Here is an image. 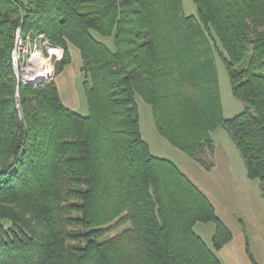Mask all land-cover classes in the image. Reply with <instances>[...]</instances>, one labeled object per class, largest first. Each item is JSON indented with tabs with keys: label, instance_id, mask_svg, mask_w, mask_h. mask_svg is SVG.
<instances>
[{
	"label": "trees",
	"instance_id": "obj_1",
	"mask_svg": "<svg viewBox=\"0 0 264 264\" xmlns=\"http://www.w3.org/2000/svg\"><path fill=\"white\" fill-rule=\"evenodd\" d=\"M194 2L189 15L183 0H0V264H224L231 230L173 160L152 153L136 95L161 135L207 169L212 132L225 128L264 199V0ZM18 28L63 47L56 75L79 48L87 114L55 78L20 81ZM217 57L245 104L232 117ZM198 222L215 224L212 245Z\"/></svg>",
	"mask_w": 264,
	"mask_h": 264
},
{
	"label": "crops",
	"instance_id": "obj_2",
	"mask_svg": "<svg viewBox=\"0 0 264 264\" xmlns=\"http://www.w3.org/2000/svg\"><path fill=\"white\" fill-rule=\"evenodd\" d=\"M219 130L212 132L215 150L211 169L192 157H181L182 162L175 163L207 195L219 218L232 232V239L217 251L221 261L224 264H254L249 248L256 262L264 264V199L260 180L248 176L245 161L229 133V137H225L224 133H218ZM201 223L194 228L201 227L202 230L196 232L203 237V226L207 228L208 223ZM215 229L214 224L208 232L212 244Z\"/></svg>",
	"mask_w": 264,
	"mask_h": 264
},
{
	"label": "rangeland",
	"instance_id": "obj_3",
	"mask_svg": "<svg viewBox=\"0 0 264 264\" xmlns=\"http://www.w3.org/2000/svg\"><path fill=\"white\" fill-rule=\"evenodd\" d=\"M184 2V9L187 14H197V5L194 2V0H183ZM16 35L14 39V45L11 52L14 51L15 46H17L16 41ZM44 35V34H43ZM34 36V35H33ZM26 37V36H24ZM37 40L35 38H32L30 41V45L34 49L33 52H35L33 55L29 54V59L32 57L34 58L35 55L41 56L45 59L46 63L48 62L49 65V73L47 74V77L44 78L45 80H50L55 78L57 85L59 87L60 94L62 96L63 101L70 106L71 108L77 110L78 112L82 114H87L89 112V105L87 102V97L84 89V74L81 72V65H82V59H81V52L79 48H77L75 45H71L72 48V57L73 60L69 66L65 69L64 72H61L60 74H55V62L60 59L63 56L64 49L62 47V53L59 54L58 52H52L53 51V44L51 43L46 36L40 37L37 36ZM105 39V38H104ZM106 40L112 44L111 39ZM26 41V39H25ZM35 42H37V46H35ZM59 46V45H56ZM61 47V46H60ZM38 50V52H36ZM32 55V56H31ZM31 65V62H27L25 64ZM20 65H23V63H20ZM217 65H218V71H219V77H220V85H221V94H222V102H223V108H224V115L226 117H232L236 115L237 113L241 112L245 104L243 101L235 97L232 93V86L230 81V76L227 71L226 63L221 57H217ZM52 66H53V74H52ZM22 79V78H21ZM20 81L23 82V79ZM41 80L38 79L36 82H39ZM34 82V83H36ZM25 83V82H24ZM136 103L139 110L140 115V123H141V131L142 135L145 140H147L150 144L151 151L154 155L173 159L174 162L177 164H180L182 162V158L190 159V155H188L183 150L179 149L178 147L172 145L164 136L161 135V133L158 131L152 106L145 102L141 96L136 95ZM224 133L225 137H229L227 134L228 131L225 128H220L218 133ZM218 137V135H217ZM213 138V137H212ZM221 138V137H219ZM231 141V140H230ZM240 152V151H239ZM214 154V152H213ZM193 158V157H192ZM195 159V158H194ZM197 160V159H195ZM198 161V160H197ZM199 162V161H198ZM201 165L204 166L201 162H199ZM205 167V166H204ZM206 168V167H205ZM207 169V168H206ZM8 224V223H7ZM205 225L206 223H201L200 225ZM130 225L129 222L122 224L110 231H108L105 234V237L113 236L119 232H121L124 228H127ZM202 233L204 234V239L208 242L209 245H212V241L209 237V229L214 227V223H208L207 228L206 226H203ZM201 227L197 226V229L195 231H201ZM209 232V233H208Z\"/></svg>",
	"mask_w": 264,
	"mask_h": 264
},
{
	"label": "built area",
	"instance_id": "obj_4",
	"mask_svg": "<svg viewBox=\"0 0 264 264\" xmlns=\"http://www.w3.org/2000/svg\"><path fill=\"white\" fill-rule=\"evenodd\" d=\"M17 35H16V41H17V46H15L14 51L12 53V61L14 64V68H15V72L16 75L19 79H23V82L27 83V82H31L27 79H25L24 77V68L29 66V64H25L26 61L27 62H31V59H29V54H34L35 52H33V48L30 45V41H32V38H35L37 40V36H33L31 34L26 35V37L23 36V34L21 33V29L18 28L16 31ZM40 37H44V35H40ZM26 39V41H25ZM35 46H37V42H35ZM38 52V50L36 51ZM31 55V56H32ZM20 63H23V65H20ZM32 63V62H31ZM21 79V80H22Z\"/></svg>",
	"mask_w": 264,
	"mask_h": 264
},
{
	"label": "bare ground",
	"instance_id": "obj_5",
	"mask_svg": "<svg viewBox=\"0 0 264 264\" xmlns=\"http://www.w3.org/2000/svg\"><path fill=\"white\" fill-rule=\"evenodd\" d=\"M52 52H58L59 54H61L62 47L53 45ZM31 62V65L23 69L25 79L34 82L40 78H46L47 74L49 73V65L48 62L46 63L42 55H35L34 58H31Z\"/></svg>",
	"mask_w": 264,
	"mask_h": 264
},
{
	"label": "water",
	"instance_id": "obj_6",
	"mask_svg": "<svg viewBox=\"0 0 264 264\" xmlns=\"http://www.w3.org/2000/svg\"><path fill=\"white\" fill-rule=\"evenodd\" d=\"M40 81H44V78H41V80ZM34 82H36V81H34ZM33 81H31V82H27V83H34Z\"/></svg>",
	"mask_w": 264,
	"mask_h": 264
}]
</instances>
